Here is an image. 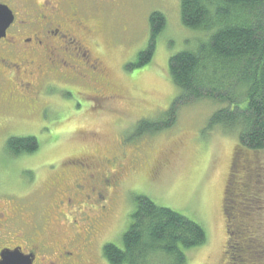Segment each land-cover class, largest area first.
<instances>
[{"label": "rangeland", "instance_id": "1", "mask_svg": "<svg viewBox=\"0 0 264 264\" xmlns=\"http://www.w3.org/2000/svg\"><path fill=\"white\" fill-rule=\"evenodd\" d=\"M180 5L181 0H90L83 6L90 18V41L96 44L92 48L94 51L98 48L111 68L112 93L121 97L103 111L83 113V109L78 111L72 107L77 109L97 103L61 89L59 83L50 82L42 88V93L29 100L18 93L27 104L30 101L33 106L38 102L37 106L42 107L34 117H26L21 112L13 114L14 119L0 135V183L2 169L10 171L4 173V183L0 186L30 184L36 174L32 169L46 160L45 168L53 169V164L70 163L88 151L98 159L105 154H117L130 165L136 164L131 160L135 156L138 165L123 187L118 205L121 220L112 226L107 238L122 246V235L134 210V199L146 195L204 227L206 242L185 251L186 264H230L224 198L232 180L230 186L237 200L233 201L234 205H255L252 215L243 214L242 219L248 217L241 220L255 233L250 242L252 246L240 256L233 254L234 258H240L238 264H264V150L244 148L239 152L240 157L235 156L237 134H225L220 127L209 128L212 114L222 105L203 100L181 106L171 127L156 133L136 134L142 119L152 123L166 122V113L180 94L169 75L170 58L184 50H195L206 37L205 32L183 24ZM154 11L166 16L167 27L157 39L151 62L130 70L127 66L134 63L139 52L149 44V18ZM70 122H76L75 130L64 131ZM36 130L45 141L40 155L34 159L10 157L4 143L5 135ZM122 137L127 144L121 148ZM134 146L140 150L134 151ZM38 170L41 172L43 168ZM232 214L236 220L237 213ZM238 231L243 239L241 246H244L246 233L244 229L242 232L238 228ZM256 254L258 258L253 257Z\"/></svg>", "mask_w": 264, "mask_h": 264}, {"label": "flooded vegetation", "instance_id": "2", "mask_svg": "<svg viewBox=\"0 0 264 264\" xmlns=\"http://www.w3.org/2000/svg\"><path fill=\"white\" fill-rule=\"evenodd\" d=\"M89 1L0 0L13 14L6 36L0 38V135L13 114L34 117L42 107L27 104L18 93L35 98L50 82L97 103L72 107L83 113L103 111L121 97L112 93L111 68L98 48H92L90 18L83 11ZM75 125L70 122L64 131H74ZM37 130L5 135L4 143L30 136L38 142L35 152L20 149L18 154L8 152L10 157L39 156L45 141ZM126 144L122 137L121 148ZM76 158L53 161L58 165L53 169L45 168L46 160L32 169L36 174L30 184L0 186V264H110L104 247L112 239L106 234L121 220V192L138 161L132 156L136 164L130 165L117 154L98 159L89 151ZM8 172L2 169L0 184Z\"/></svg>", "mask_w": 264, "mask_h": 264}, {"label": "trees", "instance_id": "3", "mask_svg": "<svg viewBox=\"0 0 264 264\" xmlns=\"http://www.w3.org/2000/svg\"><path fill=\"white\" fill-rule=\"evenodd\" d=\"M180 12L186 27L205 32L206 37L195 50H184L170 58L169 75L180 94L166 113V122L142 119L136 134L171 127L181 106L210 100L222 106L212 114L209 128L220 127L225 134H237L235 156L244 148L264 150V0H181ZM149 24V44L127 66L130 70L142 68L153 59L157 39L167 27L166 16L154 11ZM6 144L7 151L13 154L20 149L30 153L39 149L32 136L12 138ZM230 184L224 198L227 254L230 264H238L240 258L234 255L243 254L255 237L241 220L252 215L255 205H234L237 200ZM134 204L122 235V246L109 243L104 247L110 264H186L185 251L206 242V231L195 220L157 204L146 195L136 196ZM232 212L237 213L236 220ZM243 214L248 216L242 219ZM238 228L246 233L245 248L241 246L243 239Z\"/></svg>", "mask_w": 264, "mask_h": 264}, {"label": "water", "instance_id": "4", "mask_svg": "<svg viewBox=\"0 0 264 264\" xmlns=\"http://www.w3.org/2000/svg\"><path fill=\"white\" fill-rule=\"evenodd\" d=\"M13 21V14L9 7L0 5V38L6 36V30Z\"/></svg>", "mask_w": 264, "mask_h": 264}]
</instances>
